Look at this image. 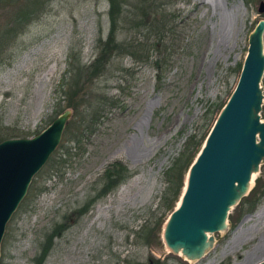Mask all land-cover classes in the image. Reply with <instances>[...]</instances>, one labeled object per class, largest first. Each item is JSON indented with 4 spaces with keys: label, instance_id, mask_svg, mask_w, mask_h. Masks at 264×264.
Returning <instances> with one entry per match:
<instances>
[{
    "label": "rangeland",
    "instance_id": "obj_1",
    "mask_svg": "<svg viewBox=\"0 0 264 264\" xmlns=\"http://www.w3.org/2000/svg\"><path fill=\"white\" fill-rule=\"evenodd\" d=\"M25 1L0 0V27L13 23ZM259 1L177 0L160 71L152 61L154 51L143 43L145 29L119 34L120 39L135 37L140 45L133 56L116 57L113 73L97 80L98 87L117 98L105 103L93 129L83 130L76 144L60 138L53 164H45L32 178L5 224L0 264H253L264 257V160L248 193L236 203L237 219L212 233L213 247L203 256L184 259L167 251L161 230L160 243L153 237L156 223L168 213L159 200L163 171L184 145L194 147L205 138L233 89L247 35L259 18L264 20ZM44 2L45 8L21 31L0 38V135H33L68 107L54 87L72 34L80 36L81 59L88 62L98 19L102 34L106 30V0ZM262 40L264 51V28ZM260 85L264 93V69ZM68 108L67 121L73 122ZM59 157L66 161L57 164ZM114 158L126 163L129 176L86 212L72 215ZM64 216L66 226L52 237L45 255L34 259L44 235Z\"/></svg>",
    "mask_w": 264,
    "mask_h": 264
},
{
    "label": "water",
    "instance_id": "obj_2",
    "mask_svg": "<svg viewBox=\"0 0 264 264\" xmlns=\"http://www.w3.org/2000/svg\"><path fill=\"white\" fill-rule=\"evenodd\" d=\"M263 8L260 0L257 10ZM263 28L259 18L248 33L235 85L190 162L179 199L162 224L163 245L184 259H198L213 247L212 233L228 227V212L248 192L252 174L264 160ZM70 114L65 107L35 134L0 140V241L33 175L59 143ZM253 264H264V257Z\"/></svg>",
    "mask_w": 264,
    "mask_h": 264
},
{
    "label": "trees",
    "instance_id": "obj_3",
    "mask_svg": "<svg viewBox=\"0 0 264 264\" xmlns=\"http://www.w3.org/2000/svg\"><path fill=\"white\" fill-rule=\"evenodd\" d=\"M176 1L106 0V30L102 34L103 28L98 19L96 35L92 44L93 56L88 62L81 59L82 40L75 31L73 32L66 52L65 67L55 84L54 90H57L61 94L60 98L66 99L65 106L72 108V115L76 119L73 122L71 120L67 121L61 138H66V140L68 139V141L76 144L79 136L83 134V130L85 133L93 129L98 118L102 116L105 103H111V98H117V96L108 94L104 89L98 87L97 80L106 73H113V60L116 57L124 55L133 56L136 46L140 45V41L133 36H126L127 39H120L119 34L121 32L125 34L127 32L135 33L137 30L145 29L148 34L143 43L147 47L149 45L151 50L154 51L153 64L158 71L161 70V65L159 64L160 56L164 59L168 55V44H162L165 42V38H169L173 33V18L177 12L173 6ZM45 4L44 0H26L20 7V11L12 16L11 20L13 23L9 26L3 25L0 27V38L9 34L11 35L15 31H21L31 19L40 14L45 8ZM148 39L150 42H148ZM114 69L120 70V68ZM60 108H62V105L58 109ZM72 123L74 127L70 129L69 127ZM19 135L17 132L2 133L0 140ZM203 136L200 141L195 142L194 147L188 148V144L184 145V150L163 171L164 186L160 191L159 200L162 206L168 209V213L158 220L155 225L156 233L153 237L156 236L158 243H160L158 235L161 226L169 212L174 208L175 202L179 199L183 187V177L201 146ZM196 145L197 148H195ZM68 148H64L63 152L67 154ZM54 150L33 177L39 174L40 169L45 164H53L56 157ZM61 161H66V158L59 157V160L56 162L59 164ZM129 174L130 170L121 158H114L108 161L99 175V185L91 194L84 198L79 206L72 209L71 214L75 216L86 212L98 197L111 191ZM31 187L32 185H30ZM253 202H248V208L253 206ZM236 205L228 212L227 218L230 223H233L238 217V213L234 212ZM66 217L68 216H64L62 221L54 223L44 235V240L41 242L39 252L34 259L40 260L45 255L50 247L52 237L59 234L66 226Z\"/></svg>",
    "mask_w": 264,
    "mask_h": 264
},
{
    "label": "bare ground",
    "instance_id": "obj_4",
    "mask_svg": "<svg viewBox=\"0 0 264 264\" xmlns=\"http://www.w3.org/2000/svg\"><path fill=\"white\" fill-rule=\"evenodd\" d=\"M254 175H255V173L252 174L253 178H254ZM252 176H251V177H252ZM253 178H252V180H253ZM252 180H251V182H252Z\"/></svg>",
    "mask_w": 264,
    "mask_h": 264
}]
</instances>
